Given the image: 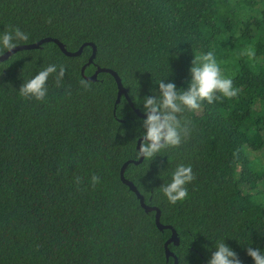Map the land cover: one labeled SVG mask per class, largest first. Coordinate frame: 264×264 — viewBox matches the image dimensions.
Segmentation results:
<instances>
[{"label":"trees","instance_id":"1","mask_svg":"<svg viewBox=\"0 0 264 264\" xmlns=\"http://www.w3.org/2000/svg\"><path fill=\"white\" fill-rule=\"evenodd\" d=\"M15 28L29 35L17 46H85L68 56L44 42L0 61V264H207L223 239L254 264L247 248L264 253V0H0V35ZM248 48L252 59L241 55ZM209 51L238 96L203 101L185 113L194 126L186 143L132 162L143 98L158 96L161 80L187 90L194 56ZM50 64L64 66L61 86L54 73L45 100L21 97ZM98 68L118 73L132 103L117 101L113 74L87 78ZM129 161L125 177L178 244L123 182ZM179 164L196 178L172 205L161 185Z\"/></svg>","mask_w":264,"mask_h":264},{"label":"clouds","instance_id":"2","mask_svg":"<svg viewBox=\"0 0 264 264\" xmlns=\"http://www.w3.org/2000/svg\"><path fill=\"white\" fill-rule=\"evenodd\" d=\"M28 39L29 35L19 28L4 32L0 35V56L11 52L18 42ZM241 55H247L252 59L255 57V50L248 48ZM57 67L55 64H50L24 82L19 88V95L26 100L33 98L37 101L45 100L48 94L47 80L51 74H56V86H61L66 70L60 65L57 72ZM190 73L191 80L187 90L178 91L175 83H165L161 80L158 83L159 95L143 98L146 119L142 121L145 131L136 153L138 159L143 157L144 160L151 161L165 149L179 148L190 139L194 127L191 120L185 116L186 112L198 113L203 101L213 104L223 98H235L241 91L234 87L232 79L223 75L211 51L194 56ZM80 85L85 91L91 89V83L86 79H82ZM68 95H71L70 91ZM195 178L191 165H177L171 174V181L161 185V192L167 198V202L175 205L185 200L189 195L186 185ZM100 182L99 176L95 174L91 176V187L95 188ZM75 183L79 186L82 183L81 178L77 176ZM215 248L207 264H242L238 254L224 242V239L218 241ZM246 252L253 259L254 264H264V253L260 249L248 247Z\"/></svg>","mask_w":264,"mask_h":264},{"label":"water","instance_id":"3","mask_svg":"<svg viewBox=\"0 0 264 264\" xmlns=\"http://www.w3.org/2000/svg\"><path fill=\"white\" fill-rule=\"evenodd\" d=\"M50 41H54L56 42L60 47L61 49L63 50V52L65 54H67L68 56H78L82 53L83 51V48L84 46H82L79 50L75 51V52H71L69 51L65 45L58 39H53V38H45L43 40H40L38 42H35V43H32V44H24V45H19V46H16L11 52H6L3 56H0V61H4L6 60L7 58H9L11 55H13L14 53L20 51V50H24V49H35V48H39L41 46L42 43L44 42H50ZM91 45H93V54L88 62V65L89 64H92L94 62V59L96 57V53H97V48H96V45L91 43ZM86 66L87 65H84L83 68H82V73L85 74V69H86ZM101 71H106V72H109L111 74L114 75L117 83H118V87H119V97H118V102L120 101V97L121 95H125L126 98L131 102V99H130V96L128 94V90L124 87L123 83H122V80L120 78V76L118 75V73L112 69H107V68H98V70L94 73V75L90 76V77H87L89 80H96L97 79V75L99 72ZM132 103V102H131ZM137 113L140 115V116H143L145 117L146 114H143L142 112H140L139 110H136ZM140 144V143H139ZM139 147V146H138ZM143 161V157H141L138 161H132L136 164L140 163ZM130 163L127 162L126 164H124L123 168H122V171H121V177H122V180L124 183H126L130 189H132L138 196V198L141 200V203L142 205L145 207L146 211L150 212V211H157V214H156V217H157V224L159 226L160 229H165V228H171L173 229V235H172V238L170 241H173L175 242L176 244L179 243V237L177 235V232L175 231V229L172 227V226H168V225H163L160 221V217H161V211L159 208L155 207V206H148L144 203V197L143 195L139 192V190L137 189V187L135 186V184L130 181L129 179H127L125 177V170H126V167L127 165ZM167 253H168V256L169 255H173V253H171L169 250H167ZM178 261L176 259L175 261V264H177Z\"/></svg>","mask_w":264,"mask_h":264}]
</instances>
